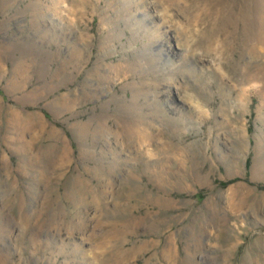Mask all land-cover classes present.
Masks as SVG:
<instances>
[{
  "label": "rangeland",
  "instance_id": "374dc122",
  "mask_svg": "<svg viewBox=\"0 0 264 264\" xmlns=\"http://www.w3.org/2000/svg\"><path fill=\"white\" fill-rule=\"evenodd\" d=\"M261 15L0 0V264H264Z\"/></svg>",
  "mask_w": 264,
  "mask_h": 264
},
{
  "label": "bare ground",
  "instance_id": "6f19581e",
  "mask_svg": "<svg viewBox=\"0 0 264 264\" xmlns=\"http://www.w3.org/2000/svg\"><path fill=\"white\" fill-rule=\"evenodd\" d=\"M257 24L264 28V15L257 16L256 18ZM260 71V70H259ZM131 97H137L136 94H132ZM140 117V116H139ZM142 117V116H141ZM118 122V121H117ZM115 135L119 136L121 135L123 140L125 139V143H134L138 145H143L144 140L145 141H150L151 136L149 135L150 133V128L151 125L146 123L142 118H134L133 116H130L129 119L126 122L119 121L117 125L115 126ZM124 142V141H123ZM94 202H97V200H94ZM81 218H78V225H77V230H85V224L81 223ZM138 220H136L137 222ZM167 244V243H166ZM175 249H172V246L169 244L165 248L164 256L169 257L170 260H172L175 255ZM116 261V259L114 260ZM175 262V261H174ZM102 263V262H101ZM104 264H108L107 261L103 262ZM180 264H186L184 260H182V263Z\"/></svg>",
  "mask_w": 264,
  "mask_h": 264
}]
</instances>
